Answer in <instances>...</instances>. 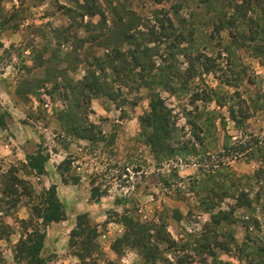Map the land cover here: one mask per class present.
Returning a JSON list of instances; mask_svg holds the SVG:
<instances>
[{"label": "rangeland", "instance_id": "obj_1", "mask_svg": "<svg viewBox=\"0 0 264 264\" xmlns=\"http://www.w3.org/2000/svg\"><path fill=\"white\" fill-rule=\"evenodd\" d=\"M97 1L105 25L84 0H0V172L27 182L0 203V264L30 263L16 249L53 184L66 219L48 225L40 264H264V0ZM124 16L137 25L121 38ZM139 31L154 33L149 58ZM159 99L176 128L156 155L142 118ZM39 154L43 173L28 165ZM125 214L140 227L127 243ZM203 238L224 249L213 258Z\"/></svg>", "mask_w": 264, "mask_h": 264}, {"label": "trees", "instance_id": "obj_2", "mask_svg": "<svg viewBox=\"0 0 264 264\" xmlns=\"http://www.w3.org/2000/svg\"><path fill=\"white\" fill-rule=\"evenodd\" d=\"M95 2H98L97 0H84L83 3H81V8L84 9V14H87L89 16H93V15H99L102 17L101 21H102V25L106 24V16L104 15V13L102 12V10L98 7L95 6ZM234 1V0H231ZM262 0H256V3L259 4ZM90 2H93L92 6L89 5ZM236 2V1H235ZM251 2L252 0H243L242 3H235L234 7L238 8L239 11L241 12H246L248 10V8L251 6ZM227 5H225L226 7ZM259 9H263V7H259ZM242 15V14H240ZM227 15H225V17H223L222 19H220V21H218V24L216 26V33L222 31L225 28H233L234 25L237 22V17L235 14L231 15L230 17H226ZM225 18V19H224ZM118 23H120V32L119 35L122 38V36L127 32L129 33L131 30L136 28V19L134 21V19L128 18V17H118L117 21ZM115 22V23H116ZM252 29H248V31H250L249 36L246 38V40H250L253 41L254 39H256L257 37V31L254 33V31H251ZM140 38L143 39V42L145 43V45H143L144 49L142 51V55L145 58H149L150 57V51H152V48L149 47V44L153 41L154 39V33L151 31H146V32H137V34H134L132 36V45L137 47L138 45H142V42H140ZM127 40V39H126ZM260 41V40H259ZM240 47H244L242 44H240ZM138 46V47H140ZM259 46V45H258ZM257 47V49H259L260 47ZM253 47V46H252ZM255 48V47H254ZM131 57H132V62H133V66H141V61L140 59L137 61L135 56L130 52ZM102 59L105 58H100V57H95L94 61L92 64H94L95 66L99 65V61H101ZM101 67V65H99ZM149 66V64L146 65V67ZM99 67V68H100ZM115 71H118V69L116 68ZM92 78L93 81L90 82L89 86L92 88V90L104 94V95H108L107 91H105V89L103 88L102 85H100V83H98L97 80H94V75L92 74ZM255 110H258V107L255 108ZM142 121L144 123L149 124V126H151L150 128L152 129V133L149 132L148 134L151 133V137L149 138V144L154 147V153L156 155H160V154H164L166 148H168V144L167 142L169 140H171V130L176 127L173 128L170 126V116H169V109H167L162 101V99H159L156 103L155 101L152 102V112L146 116H144L142 118ZM79 137L81 138H88L91 139L89 137V135H86L85 133L82 134H78ZM161 147V148H159ZM161 150L160 152H158V150ZM255 159V158H252ZM28 160L29 163L28 165L36 172L38 173H43L44 172V166L45 163L47 162V157L44 156L43 154H39V155H29L28 156ZM11 175V174H10ZM8 175H6L5 173H1L0 172V191L2 192V197L0 199V203H7V201L13 199L15 196L18 197L19 195V189L18 186H24V179H22V177H20L19 175H13L12 177H7ZM65 180V182L67 183L68 181H66L67 179L63 178ZM27 182L25 181V184ZM16 201V200H15ZM46 207L42 213V215H40L39 217L42 218L43 222L40 223L38 225L37 228L32 229V232H27L24 236H22L17 249H16V260L19 261L20 259L26 260L29 259L31 260L29 264H40V262H42L44 259L41 256V252L42 249L44 247V243L46 240V232H47V227L48 225L54 223V222H59L62 220L66 219V211L64 208V205L62 203V201L59 199L58 197V193H57V185L53 184L47 191H46V201H45ZM8 213V210H6ZM5 212V211H4ZM180 212V211H179ZM223 215V214H222ZM225 217L224 220H226L228 223L232 222L233 220L227 219V215L222 216ZM130 219L129 221H126L127 224H129L130 226V230L124 235V237H122V240L126 243L129 239V236L131 234L136 233V229L140 228L136 223V221L129 216H127L125 214L124 219ZM223 220V218L221 219H217L216 222H219ZM1 227L0 229H4V231L0 232V238H3L5 236L8 235V233L10 234L12 229L10 228L8 231L5 230V227H7L6 225H4V222L2 221L1 223ZM77 227L86 230V232H91L94 231V229H92L90 222L88 221V218L86 219H81L78 220L77 222ZM73 234L78 235L79 233L76 232V230H73ZM72 234V235H73ZM141 242H145L141 239H138L137 244H140ZM146 243V242H145ZM201 249H203L204 251H207L206 253L210 256H213V258L215 257V249L216 248H221L224 249L222 245L219 243V241L216 242L212 241L210 243H206L205 238L201 239V240H197V242H195ZM187 248H189V244L185 245ZM149 252L151 251V249H148ZM196 250V249H195ZM193 250V251H195ZM22 254H28L25 257H21ZM153 259V258H152ZM148 262H150L148 259ZM155 260V259H154ZM214 261V262H213ZM202 264H226L223 261H219V259L216 260V258H214L211 262L212 263H207L206 259L203 257L202 260ZM151 263V262H150ZM110 264H113V262H111ZM183 264V263H182Z\"/></svg>", "mask_w": 264, "mask_h": 264}, {"label": "crops", "instance_id": "obj_3", "mask_svg": "<svg viewBox=\"0 0 264 264\" xmlns=\"http://www.w3.org/2000/svg\"><path fill=\"white\" fill-rule=\"evenodd\" d=\"M248 160H250L251 162H254V160H252V159H248ZM46 239L47 240H45L44 247H43L42 252H41V256H43V254H44L43 252L46 250L48 243H49V238H46Z\"/></svg>", "mask_w": 264, "mask_h": 264}, {"label": "built area", "instance_id": "obj_4", "mask_svg": "<svg viewBox=\"0 0 264 264\" xmlns=\"http://www.w3.org/2000/svg\"><path fill=\"white\" fill-rule=\"evenodd\" d=\"M101 237L106 238V234H103Z\"/></svg>", "mask_w": 264, "mask_h": 264}]
</instances>
